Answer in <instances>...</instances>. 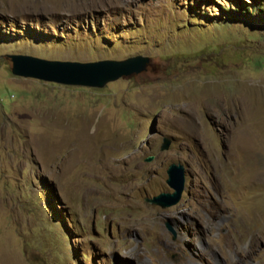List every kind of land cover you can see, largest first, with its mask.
Listing matches in <instances>:
<instances>
[{"label":"rangeland","instance_id":"1","mask_svg":"<svg viewBox=\"0 0 264 264\" xmlns=\"http://www.w3.org/2000/svg\"><path fill=\"white\" fill-rule=\"evenodd\" d=\"M11 55L149 64L92 89L14 76ZM172 164L205 213L144 202ZM153 221L163 264H264V0H0V264H133L125 233Z\"/></svg>","mask_w":264,"mask_h":264},{"label":"water","instance_id":"2","mask_svg":"<svg viewBox=\"0 0 264 264\" xmlns=\"http://www.w3.org/2000/svg\"><path fill=\"white\" fill-rule=\"evenodd\" d=\"M9 58L12 61L14 76L92 89H103L109 83L139 75L147 70L149 64V59L142 56L123 61L106 60L91 63L48 61L26 55H11ZM170 144L169 139H164L160 151H168ZM152 161L153 157L146 159L148 163ZM167 176V185L173 193H163L149 201L151 205L159 206L162 209L179 204L185 189L186 178L183 165H170L167 169ZM167 228L173 232L170 225H167Z\"/></svg>","mask_w":264,"mask_h":264},{"label":"clouds","instance_id":"3","mask_svg":"<svg viewBox=\"0 0 264 264\" xmlns=\"http://www.w3.org/2000/svg\"><path fill=\"white\" fill-rule=\"evenodd\" d=\"M131 233V234H128ZM145 235L156 237L151 244L146 243ZM161 238V228L158 222L153 221L142 231L140 228H130L124 236V247L119 254L131 259L133 264H163L166 254L163 245L158 241Z\"/></svg>","mask_w":264,"mask_h":264},{"label":"flooded vegetation","instance_id":"4","mask_svg":"<svg viewBox=\"0 0 264 264\" xmlns=\"http://www.w3.org/2000/svg\"><path fill=\"white\" fill-rule=\"evenodd\" d=\"M225 150L227 149L225 146L223 147ZM152 157V156H151ZM153 160H154V157H153ZM177 165H179V164H177ZM185 168V167H184ZM167 173V172H166ZM185 178H186V169H185ZM203 182V181H202ZM200 183L199 185H197V184H195L194 183V181L192 180V182L189 184L190 186L188 187L187 186V184H186V182H185V189H184V191H183V193H182V196H181V200H180V202H179V204L182 202V201H185L184 203H185V206L182 208V209H184V210H186V211H190L191 209H192V207H193V205H198L199 207L201 206V208H202V213H205V212H203V209L204 210H206L207 208H208V206H209V200L208 199H210L211 198V194H210V190L209 189H207V188H205V184L204 183ZM166 184H167V181H166ZM202 184V185H201ZM213 184H211V189L213 190ZM171 190V189H170ZM171 193H173V191L171 190L169 193H165V194H171ZM163 194V193H162ZM159 196V195H158ZM207 197V198H206ZM154 197H152V198H145L144 199V202L145 203H147V204H149V205H151L150 203H149V201L150 200H152ZM198 199H199V201L200 202H198ZM187 202H189V203H187ZM179 204H177L178 205V207L180 206ZM176 205V206H177ZM151 206H154V207H156V208H158V209H162L161 207H159V206H156V205H151ZM216 206V205H215ZM173 207H175V206H173ZM172 208V207H171ZM167 209H169V208H167ZM162 210H166V209H162ZM216 211L217 212H220L221 211V209L219 208V207H216ZM187 214V213H186ZM195 214H196V212H195ZM180 216V215H179ZM218 214H215L214 215V219H217L218 217ZM201 218V217H200ZM200 218H197V219H200ZM195 219V218H194ZM168 221L169 222H171V220L170 219H168ZM243 236L244 235H239L238 237H237V235L236 234H234V233H231V232H229V231H227V232H225L224 233V236H223V240H224V243L225 242H227V243H232L234 240H242V238H243ZM175 239V238H174ZM162 245H163V247H165L166 249H169V250H171V249H174V248H171V247H169L168 245H166V244H163L162 243ZM225 246H226V244H225ZM225 249H227L226 247H225ZM178 256H176V255H173L172 256V259H173V262H172V264H181L180 263V260H176V258H177ZM229 260H232L233 262H235V263H243V262H245L246 260H247V257H242V259H241V257H237V258H235V256H234V254H233V256L231 257H229L228 258Z\"/></svg>","mask_w":264,"mask_h":264}]
</instances>
